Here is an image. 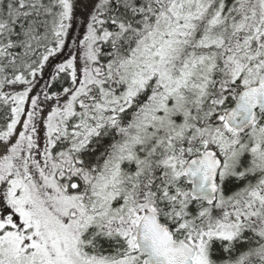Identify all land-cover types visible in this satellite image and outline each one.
<instances>
[{"label":"snow or ice","instance_id":"1","mask_svg":"<svg viewBox=\"0 0 264 264\" xmlns=\"http://www.w3.org/2000/svg\"><path fill=\"white\" fill-rule=\"evenodd\" d=\"M0 264H264V0H0Z\"/></svg>","mask_w":264,"mask_h":264}]
</instances>
